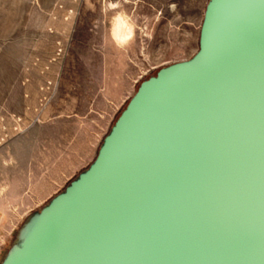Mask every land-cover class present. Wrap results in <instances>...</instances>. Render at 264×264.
I'll return each instance as SVG.
<instances>
[{
  "label": "water",
  "instance_id": "water-1",
  "mask_svg": "<svg viewBox=\"0 0 264 264\" xmlns=\"http://www.w3.org/2000/svg\"><path fill=\"white\" fill-rule=\"evenodd\" d=\"M22 232L1 264H264V0H209Z\"/></svg>",
  "mask_w": 264,
  "mask_h": 264
},
{
  "label": "rangeland",
  "instance_id": "rangeland-1",
  "mask_svg": "<svg viewBox=\"0 0 264 264\" xmlns=\"http://www.w3.org/2000/svg\"><path fill=\"white\" fill-rule=\"evenodd\" d=\"M208 1L0 0V160L34 163L59 183L0 264L93 162L138 85L194 56Z\"/></svg>",
  "mask_w": 264,
  "mask_h": 264
},
{
  "label": "crops",
  "instance_id": "crops-1",
  "mask_svg": "<svg viewBox=\"0 0 264 264\" xmlns=\"http://www.w3.org/2000/svg\"><path fill=\"white\" fill-rule=\"evenodd\" d=\"M58 187L57 180L43 181L34 163L0 160V250L12 242L28 216Z\"/></svg>",
  "mask_w": 264,
  "mask_h": 264
},
{
  "label": "clouds",
  "instance_id": "clouds-1",
  "mask_svg": "<svg viewBox=\"0 0 264 264\" xmlns=\"http://www.w3.org/2000/svg\"><path fill=\"white\" fill-rule=\"evenodd\" d=\"M129 35H130V31H129Z\"/></svg>",
  "mask_w": 264,
  "mask_h": 264
}]
</instances>
